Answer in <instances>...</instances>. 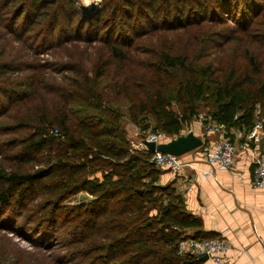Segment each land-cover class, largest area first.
Returning a JSON list of instances; mask_svg holds the SVG:
<instances>
[{
    "label": "trees",
    "instance_id": "obj_1",
    "mask_svg": "<svg viewBox=\"0 0 264 264\" xmlns=\"http://www.w3.org/2000/svg\"><path fill=\"white\" fill-rule=\"evenodd\" d=\"M261 14L264 0H103L87 18L73 0H0V115L36 97L41 89L62 103L54 118L38 114L36 121L25 118L11 128L17 132L22 125L28 134L12 139L10 148L0 152V230L14 233L4 226L8 211L16 217L13 222L22 220L39 239L36 247L49 249L54 241L62 251L47 256L49 264H200L178 255L179 242L217 237L187 235L185 231L199 228L200 222L188 214L177 189L159 184L161 171L150 164L151 152L131 153L124 116L114 102L126 97L129 88L123 85L121 92V86L106 84L108 74L101 68L90 76L82 66L61 62L72 76L50 91L44 80L50 66L40 56L63 44L89 43L103 31L111 37L120 30L129 37L127 49L104 40L108 53L121 62L146 35L193 36L197 41L211 35L226 43L240 41L238 30L214 31L233 20L244 36L250 35L254 29L261 31ZM139 27L146 32H139ZM260 45L264 47V41ZM172 46L146 64L163 73L162 86L145 102L133 105L138 109L129 110L128 121L172 140L201 116L199 104L212 100L205 118L228 130L250 133L264 117V72L255 57H250L253 72L246 77L235 71L219 75L212 66L197 70L185 49ZM171 80L179 83L181 97L165 94ZM182 101L181 114L171 109L173 102ZM149 115L154 127L150 118H141ZM26 165L33 170H22ZM98 173L101 180L94 177ZM83 192L94 200L65 205Z\"/></svg>",
    "mask_w": 264,
    "mask_h": 264
},
{
    "label": "rangeland",
    "instance_id": "obj_2",
    "mask_svg": "<svg viewBox=\"0 0 264 264\" xmlns=\"http://www.w3.org/2000/svg\"><path fill=\"white\" fill-rule=\"evenodd\" d=\"M73 1L78 11L85 18L95 10L99 9L103 2V0ZM260 20L264 22L263 15ZM208 26L209 25H206V27ZM220 29L223 32L226 29L227 31L229 29H234V31L238 30V35L242 36V39L240 41L226 43L222 38H215L211 35L208 37H201L198 41L194 40L193 36L190 37V40L182 35L174 36L172 34L168 35L164 33H159L155 37H153V35H146L135 42L133 50H130L127 53L124 62L115 60L111 54L108 53L105 42L109 40L112 43L119 44L127 49L131 48L129 45V37L120 35L119 33H124L120 30L118 31V34L111 37H108L107 32L103 31L99 36L95 35L94 39H90L89 43L73 42L63 44L59 48L57 47V50L41 55L40 58L42 59V62L48 61L46 64L50 66L45 73L44 80H48L45 83L49 86L50 91L55 89V87L61 88L65 82L64 77H71L72 75L69 74V72H66L64 68H61L62 65H59V63L72 62L78 67L82 66V71L88 72L90 76L98 70L97 68L106 70L108 74L107 80L105 81L106 84H111L113 87L115 85L121 86V92H123V85L125 88L128 87L129 90L126 93L127 98L123 96L124 98H118L114 102L116 103V108L120 109V112H122L124 116L122 125L125 129L126 140L130 145V151L133 154H137L139 153V145L145 140V131H141L139 127L129 123V110H137L138 107L133 106L134 104H139L143 101L145 102L147 96H151L154 89H158L162 86L159 78L163 76V73H158L154 69H148L146 65L155 58L157 52L161 49H171V45L175 46H172V50L185 49L194 59V66L197 70L206 66H212L219 75L235 71L236 74L242 78L252 74L253 69L249 60L250 57L254 56L264 72V47L260 45V42L264 41V32H262L264 31V24L259 28L261 31H256L254 29L252 34L247 36L243 35L233 20L232 22L231 20H228V25L225 29L219 28L214 32H217ZM139 32H146V29L144 27H139ZM101 40H103V42H99ZM147 52H150L151 55ZM125 81H128L130 86ZM134 84L139 88L133 89L131 85ZM67 85L68 83H66V86ZM179 90V83L171 80L167 90H165V94L171 97H181L178 94ZM110 91H114V89H110ZM61 106L62 103L57 97L49 94L48 90L41 89L36 97L18 102L10 111L6 112L4 115L1 114L0 152H6L7 149L10 148L7 143L9 144L12 139H21L28 134V130L22 127V125L17 132H12L13 129L11 128H13L14 125L18 126L23 123V119L25 118H32L36 121L37 118L35 117L38 114H46L49 118H54L61 113ZM211 107L212 100L211 102L204 101L200 103L198 114L201 115L202 118H205L209 114ZM183 108L184 101H182V103L173 102L171 104V109L177 113L181 114ZM74 109H76L80 115V107L76 106ZM5 111L6 109L4 112ZM144 116H141V118H150L149 124L151 127H154L151 115L147 117ZM259 119L264 121V117ZM168 141L170 140L166 139V142ZM12 160L14 161V159ZM39 160H42L41 156L39 157ZM13 161L7 163H11L13 164L12 166H14L15 163ZM39 167L40 165H38V168ZM22 170H33V166L31 165L27 167L26 165L22 167ZM94 177L101 180L103 176L102 173H98ZM92 200L94 199L88 193L83 192L68 200L65 205L88 204ZM4 213L5 216L3 219L6 220L4 226L13 230L14 233L0 230V263L49 264L47 256H55L61 253L62 250L59 249L58 246L55 247L54 241L49 243V249L36 247L34 244L39 242V239L33 236L31 231L27 230L29 227L24 228L22 220L13 222V219L15 220L16 217L13 214L11 215L8 211H4Z\"/></svg>",
    "mask_w": 264,
    "mask_h": 264
},
{
    "label": "crops",
    "instance_id": "obj_3",
    "mask_svg": "<svg viewBox=\"0 0 264 264\" xmlns=\"http://www.w3.org/2000/svg\"><path fill=\"white\" fill-rule=\"evenodd\" d=\"M207 120L202 116L193 118L181 136L192 131L204 143L215 142L218 137L206 132ZM229 133L233 140L242 142L247 141L249 134L234 128ZM247 142L249 149L237 153L232 170H215L204 162L198 150L182 156L192 168L181 177L159 169V184H171L177 189L188 214L200 222L199 228L187 229L186 234L202 233L223 239L229 245L222 264H264V195L250 185L254 159L264 150V129ZM207 173L211 176L207 177ZM206 264L216 263L208 260Z\"/></svg>",
    "mask_w": 264,
    "mask_h": 264
},
{
    "label": "built area",
    "instance_id": "obj_4",
    "mask_svg": "<svg viewBox=\"0 0 264 264\" xmlns=\"http://www.w3.org/2000/svg\"><path fill=\"white\" fill-rule=\"evenodd\" d=\"M207 134L216 135L218 139L213 143H204L199 149L198 154L204 162L215 170H232L236 165V156L240 150L246 151L248 140L253 141L257 138L258 131L264 129V122L257 119L253 130L247 135V141H235L231 138L228 128L225 125L218 124L216 121L209 119L205 125ZM52 133V132H51ZM145 140L139 145V151L150 152L145 142L160 144L166 142L165 134L160 131H154L149 128L145 131ZM196 151V150H195ZM149 162L154 167L172 173L176 177H181L192 168L191 163L184 162L182 157L155 152L150 154ZM207 177L210 173L205 174ZM251 187L254 190H260L264 195V150L255 157ZM229 250V245L223 239H183L178 244V255L181 257L189 256L200 261L207 256L208 260L216 264H222L225 255ZM200 264H206L201 262Z\"/></svg>",
    "mask_w": 264,
    "mask_h": 264
},
{
    "label": "water",
    "instance_id": "obj_5",
    "mask_svg": "<svg viewBox=\"0 0 264 264\" xmlns=\"http://www.w3.org/2000/svg\"><path fill=\"white\" fill-rule=\"evenodd\" d=\"M148 150L151 153L160 152L164 154L174 155L181 157L187 153L199 149L203 144V140L196 136L194 132H189L187 135L179 136L175 139H172L168 142L155 144L145 142ZM201 262H207L208 257L205 256L200 259Z\"/></svg>",
    "mask_w": 264,
    "mask_h": 264
}]
</instances>
